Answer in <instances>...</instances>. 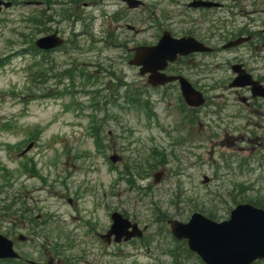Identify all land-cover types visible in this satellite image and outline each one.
<instances>
[{"label": "rangeland", "instance_id": "rangeland-1", "mask_svg": "<svg viewBox=\"0 0 264 264\" xmlns=\"http://www.w3.org/2000/svg\"><path fill=\"white\" fill-rule=\"evenodd\" d=\"M58 1L63 0L55 2ZM141 1L143 7L136 10H127L121 0H104L102 3L86 1V6L82 4L80 9H74L80 20L51 26L64 39L72 35L67 41L71 49L53 53L48 61L44 59L43 64L51 69L54 66L65 68L70 63V56H73L74 66H79V71L84 72L85 68L95 70L94 74L100 77V86L91 85L79 92L76 86H80V78L74 75L69 80H57L49 72L43 78L49 97L36 100H30L34 95L30 93L26 96V92L28 88L36 91L41 85L28 81L27 67L34 59L27 54L28 50L23 51L30 40L46 35L37 33L29 37L38 30L33 29V14L42 10L45 12L46 5L18 4L0 15V187L4 186L0 199L23 198L30 203L27 207L30 211L34 210V215L40 214L38 211L46 212V253H54L60 264H172L170 257L163 254L176 247L168 235L162 239L154 238L155 241L147 249L119 245L107 250L95 232L100 233L107 228L109 213L116 210L138 219L141 225H147L145 236L150 240L158 226L165 225L164 230H167L166 221L169 218L181 217L177 215L179 207L171 205L172 199L182 201L181 207L185 209L182 210L185 212L182 213L183 219L190 214L189 205L185 207V202L190 200L196 204L194 206L216 212V220H224L228 216L227 199H230L226 197L228 192L224 188L233 191V186L254 184L255 190L246 192L247 196L264 193L258 190L264 187V160L252 156L256 150L252 152L254 139L251 135L244 134L250 153L238 154L240 137L234 120L230 119L229 125L225 121L228 109L213 117V132L209 133L205 113L202 116L204 119L194 121L195 125L191 126L179 120L180 113L178 109L174 112L172 105L170 108L161 104L155 106L153 114L138 109L118 113L112 107L110 112L117 116L119 122L106 119L102 144L97 150L91 125L102 116L101 109L95 104L101 97L99 88L104 96L110 90L114 98L116 94L111 89H117L121 95L113 101L123 104L124 90L120 91V86L126 87V90H138L143 86L137 70L127 65V60L133 55L131 49L154 43L162 30L168 29L172 35L179 37L191 27L197 29L202 26L211 30L216 27L212 26V22L204 24L196 13L187 10L186 0ZM259 2V8H264V0ZM53 4L49 12L60 17L66 13L63 5ZM114 14L124 19L114 22ZM254 16L264 19V13L249 14V18ZM154 20L157 21L155 25ZM44 28L46 30V22L41 27ZM20 34L28 37L22 39ZM104 68L114 73L101 72ZM65 88L71 90L65 91ZM150 98L155 100L154 95ZM107 130H115L118 138L128 135L129 143L122 139L113 143L111 137L108 143ZM29 143H32L30 152L20 158L18 153ZM126 145L130 146V150L138 148L135 156L140 157L141 163L155 154L153 149L162 154L164 163L150 175L162 172L163 185H153L148 176L143 181L136 176V179L133 178V172H127L126 165L120 162L110 165L107 160L110 151L114 150L123 157L126 153L120 148ZM234 156L241 157V163L247 165L248 170L246 168L244 173L241 169L236 171L233 167L235 161L233 165L230 163ZM227 164H230L229 168ZM32 166L38 173L32 172ZM203 176L209 178L207 184H202ZM126 178H133L134 181H130L133 185L128 184ZM153 202L158 203L155 213ZM13 221L2 220L0 233H7L13 240L18 234L26 236L28 242L17 243L16 248L27 257H41L45 245L33 236L32 227L15 228ZM55 243L57 245L53 246ZM175 250L173 248L171 252ZM257 264H264V261Z\"/></svg>", "mask_w": 264, "mask_h": 264}, {"label": "flooded vegetation", "instance_id": "flooded-vegetation-1", "mask_svg": "<svg viewBox=\"0 0 264 264\" xmlns=\"http://www.w3.org/2000/svg\"><path fill=\"white\" fill-rule=\"evenodd\" d=\"M210 1H215L220 6L198 8L195 11L202 20H208L218 28L213 30L209 28L203 31V28L200 27L196 30L187 31L180 37L194 38L204 46L210 47L211 51L190 53L187 56L178 57L175 62L168 64L162 71L165 76L175 79L162 85L152 87L148 83V75H145L142 77L143 86L140 87V92L144 97L154 95L155 100H149V102L156 107L161 104L170 108L172 105L174 112H177V109H186L187 121L192 119L193 114L194 116L198 115L197 111L202 116L205 113V124L210 128L209 133L213 132V117L218 115L220 111L228 109L229 115L225 113V121L229 125L234 120L236 133H239L240 137L239 141L246 139L244 134L254 136L255 148L256 150L260 149L259 153L264 157V24L260 25L257 17L247 18L244 23H240L241 15L253 14L259 9L253 7L255 3L251 0H246L242 7L238 5L228 6V3H240L239 0ZM245 4L249 6H245ZM48 9L49 7L46 5V12ZM217 12L222 14L220 19L214 17ZM237 39H241L239 45L227 49L223 47ZM179 77L190 88L202 94L204 104L201 107L194 109L186 106L183 102L180 97ZM142 100L146 103L145 99ZM154 106L150 105L151 108ZM240 151L242 152L243 149L241 148ZM134 161L136 162V159ZM121 163H126L125 158ZM42 218L46 219V214L44 217L37 214L35 221ZM129 219L131 222L139 223L136 218ZM108 227L109 224L102 232H95V236L99 239ZM31 232H33L34 237L36 234H40V232L35 234L33 230ZM133 241L125 244H131ZM103 243L102 245L106 246L107 250L114 246L111 238L107 244ZM43 251V255L35 258L34 261L44 263L51 258L54 264H60L59 259L49 252L46 253V243ZM19 253L20 263L17 264H28L27 260H33L26 258V254Z\"/></svg>", "mask_w": 264, "mask_h": 264}, {"label": "water", "instance_id": "water-1", "mask_svg": "<svg viewBox=\"0 0 264 264\" xmlns=\"http://www.w3.org/2000/svg\"><path fill=\"white\" fill-rule=\"evenodd\" d=\"M129 8L140 5L136 0H125ZM10 3L0 1L1 7L8 8ZM61 44L55 35L39 38L36 47L49 50ZM189 44L170 38L164 33L154 47L136 48L134 57L129 65L140 67V75L150 73V79L158 81L156 71L161 69L166 61L175 59L178 53L186 51ZM185 101L192 106L202 104L200 95L183 94ZM29 144L23 153L29 151ZM22 153V154H23ZM113 163L117 160L111 156ZM157 181V179H155ZM112 225L102 238L114 235V241L118 242L132 236H140L135 225L123 219L118 213L111 215ZM131 227L132 231L128 232ZM170 233L178 240H187L188 248L196 253L205 264H252L256 260L264 259V210L251 205H238L231 213L228 220L216 223L200 214H193L186 224L170 222ZM17 255L12 250V244L0 235V259L15 258ZM50 264V262H48Z\"/></svg>", "mask_w": 264, "mask_h": 264}, {"label": "trees", "instance_id": "trees-1", "mask_svg": "<svg viewBox=\"0 0 264 264\" xmlns=\"http://www.w3.org/2000/svg\"><path fill=\"white\" fill-rule=\"evenodd\" d=\"M9 1H12L13 3H19V2H34L36 0H9ZM85 1H94V0H69V2L72 4L74 3L75 6H78L80 3ZM41 3L43 5H46V0H41ZM33 15H35L34 17H32V19L35 20L33 29L34 30L38 29V30H36L34 34H29V37L30 35H36L37 33L39 34L46 33L45 28L41 29V27H43L46 22V11L44 12L42 10L41 12L35 13ZM70 15L71 14L68 13L66 16L69 18ZM113 20L116 22L118 18H114ZM26 37L28 36L20 34V38L25 39ZM26 45L28 51L35 56V60L27 67L28 81H31L32 83L38 82L41 85V87H39L36 91H31L30 88H28L26 92V96H28V94L31 93L34 95L33 99L46 98V86H45L46 80L43 78L47 77V74H49V72H52L53 78L57 80L61 79V77H66V76L71 78L75 72L76 66L73 68H67L65 71H60L59 69L54 70V67L50 70L49 68H46L45 63L43 64L44 59H46V53H40L36 51L35 48L33 47L31 40L28 43H26ZM79 73L83 75L82 77L87 76V80H90L93 77L92 75H84L82 71H79ZM106 105L107 104L105 103V106ZM103 129L104 128H102L100 124H98L97 126H94L93 124L91 127V133L95 137H97L95 140V144L99 146L101 145V140L98 137L102 135ZM32 172H34L33 168H32ZM3 187L4 186L0 187V194L2 193L1 189ZM242 195H244V193H241V197L244 201L250 202L256 207L264 208V195H257L256 197H252V198L245 197ZM7 201H9V203L5 204ZM232 202H236V201H232ZM16 205H18L19 211L16 209ZM25 205L26 203L24 202L23 199H19V198L9 199L8 197H4L3 199H0V215L9 217L12 213H16V212H19L20 216L27 215V209L25 208ZM192 207L194 209L201 210L203 213L206 214L207 217L211 219H214L217 216L216 212L213 213L211 211L204 212L203 206H192ZM55 245L57 244L56 243L53 244V246ZM171 256L173 257L174 260L173 263L175 264L176 263L192 264L199 262L198 259L186 249L184 244L178 245L177 249L174 251V255L171 254Z\"/></svg>", "mask_w": 264, "mask_h": 264}]
</instances>
